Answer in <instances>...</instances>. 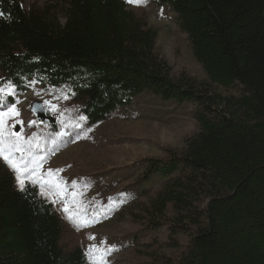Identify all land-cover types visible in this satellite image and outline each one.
<instances>
[{
    "label": "trees",
    "instance_id": "obj_1",
    "mask_svg": "<svg viewBox=\"0 0 264 264\" xmlns=\"http://www.w3.org/2000/svg\"><path fill=\"white\" fill-rule=\"evenodd\" d=\"M159 1L177 14L211 82L239 85L241 95L174 79L156 54L157 32L125 0H54L45 8L0 0V84L22 92L33 78L68 83L93 124L144 91L195 102L199 132L181 153L147 165L165 180L155 210L171 205L197 218L177 264H264V0ZM61 236L53 204L38 185L18 188L0 158V264H92L80 248L63 251Z\"/></svg>",
    "mask_w": 264,
    "mask_h": 264
},
{
    "label": "rangeland",
    "instance_id": "obj_2",
    "mask_svg": "<svg viewBox=\"0 0 264 264\" xmlns=\"http://www.w3.org/2000/svg\"><path fill=\"white\" fill-rule=\"evenodd\" d=\"M19 1L26 8L54 3ZM125 1L135 16L157 32L156 54L168 64L174 79L191 78L225 97L242 94L239 85L224 87L211 82L170 5L159 0L141 5ZM34 102L42 103L47 121L37 118ZM51 105H56L55 111ZM11 107L18 109L19 116L7 119L6 130L22 133L25 140L34 134L38 137L42 143L35 150L44 158L41 172L45 176L49 169L62 170L55 179L66 182L67 195L40 196L53 204L61 218L63 251L80 248L92 264H100L88 255L92 245L112 249L105 257L106 264H177L182 260L196 234L198 226L193 221L197 218H183L171 205L163 213L155 210L153 201L165 180L159 174H148L147 165L149 159H169L181 153L186 139L199 132L195 102L165 100L144 91L129 105L93 124L70 84L52 86L33 78L22 92L12 84H0V112ZM14 156L19 159L21 153ZM15 182L20 188L16 173ZM73 192L79 195L77 204L69 205L72 211L83 205L89 219L98 214L96 222L81 226V217H70L64 211L65 200L73 199ZM205 203L202 198L196 205L202 210Z\"/></svg>",
    "mask_w": 264,
    "mask_h": 264
},
{
    "label": "snow or ice",
    "instance_id": "obj_3",
    "mask_svg": "<svg viewBox=\"0 0 264 264\" xmlns=\"http://www.w3.org/2000/svg\"><path fill=\"white\" fill-rule=\"evenodd\" d=\"M129 3H135L141 5L146 3V0H128ZM3 15V13H0ZM67 99L68 97H64ZM45 103H49L46 101ZM51 108L55 111L56 105H51ZM12 116H19V111L15 107L9 108L7 111L0 112V158L16 173V179L20 189H25L26 181L33 185H39L40 194L43 196L58 195L64 198L67 195V184L65 181L55 179L56 174L62 170L49 169L46 176L41 172L43 157H41L35 149L41 147V141L34 134L31 138L25 140L22 133L12 132L10 129L6 130V121ZM85 119V117H81ZM23 124L22 121H20ZM32 124H36V121H32ZM15 127V125H13ZM60 135H63L61 133ZM54 142V141H53ZM20 152L21 156L17 159L14 153ZM48 191H45V188ZM72 187H76L73 183ZM78 193H71L73 199L65 200L64 211L69 213L70 217L79 216L81 217V226H88L89 224L96 222V216L94 214L91 219L87 217L86 211L83 205H77L75 212L69 207L70 204H77L76 197ZM55 202V201H53ZM90 239H95L90 237ZM111 248H100L96 245H92L89 249L88 255L93 257L94 260H98L100 264H106L105 257L110 252ZM98 254V255H96Z\"/></svg>",
    "mask_w": 264,
    "mask_h": 264
},
{
    "label": "water",
    "instance_id": "obj_4",
    "mask_svg": "<svg viewBox=\"0 0 264 264\" xmlns=\"http://www.w3.org/2000/svg\"><path fill=\"white\" fill-rule=\"evenodd\" d=\"M33 112L37 115V118L43 121L48 120V115L46 114V111L40 102H34L32 105ZM17 130H19L17 128Z\"/></svg>",
    "mask_w": 264,
    "mask_h": 264
}]
</instances>
